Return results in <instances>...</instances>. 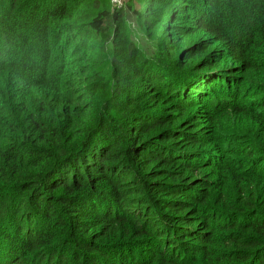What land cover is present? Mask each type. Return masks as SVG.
I'll return each mask as SVG.
<instances>
[{
	"label": "trees",
	"instance_id": "obj_1",
	"mask_svg": "<svg viewBox=\"0 0 264 264\" xmlns=\"http://www.w3.org/2000/svg\"><path fill=\"white\" fill-rule=\"evenodd\" d=\"M0 264H264V0H0Z\"/></svg>",
	"mask_w": 264,
	"mask_h": 264
}]
</instances>
